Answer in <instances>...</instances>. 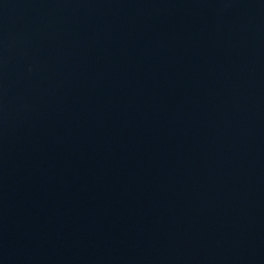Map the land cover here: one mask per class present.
Wrapping results in <instances>:
<instances>
[{"label":"water","instance_id":"water-1","mask_svg":"<svg viewBox=\"0 0 264 264\" xmlns=\"http://www.w3.org/2000/svg\"><path fill=\"white\" fill-rule=\"evenodd\" d=\"M0 264H264V0H0Z\"/></svg>","mask_w":264,"mask_h":264}]
</instances>
